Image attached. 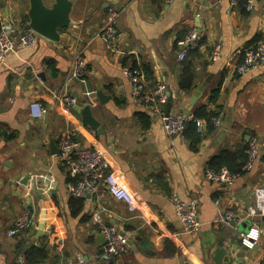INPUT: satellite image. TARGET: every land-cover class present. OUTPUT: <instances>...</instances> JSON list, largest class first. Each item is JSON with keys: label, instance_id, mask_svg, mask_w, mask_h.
Masks as SVG:
<instances>
[{"label": "crops", "instance_id": "1", "mask_svg": "<svg viewBox=\"0 0 264 264\" xmlns=\"http://www.w3.org/2000/svg\"><path fill=\"white\" fill-rule=\"evenodd\" d=\"M41 1L48 11L56 4ZM64 1L68 25L56 29V41L38 35L31 49L0 59V264H14L34 249L46 251L43 264H80L78 257L83 264H100L96 255L104 241L93 214L100 225L114 226L129 238L130 251L113 264H214L221 244L232 264H264V217L251 219L260 233L248 247L241 244L245 234L237 232L238 226L218 223L228 211L245 223L255 189L264 186V70L235 71L245 52L264 42V0H255L249 12L239 0L235 6L231 0H175L170 5L161 0ZM108 6L119 12L112 48L101 37ZM30 8V0H0V26L19 31L31 21ZM192 28L202 40L180 60L177 44ZM215 44L221 46V59L212 62ZM77 53L87 73L71 79ZM133 70L143 74L148 96L159 85L168 89L174 98L170 114H182L201 87L188 116L204 108L219 119V128L206 124L198 134L189 125L180 136H166L160 121L164 107L133 98L125 75ZM182 79L189 81L182 86ZM33 103L46 108L43 118H31ZM83 103L98 129L84 124L76 111ZM72 131L102 154L108 172L133 196L136 211L109 196L102 184L82 198L79 211L70 205L66 185L74 179L50 142L57 147L60 137ZM251 141L257 160L230 191L205 178L212 161L222 154L238 158ZM174 197L196 202L199 232L184 231ZM25 212L32 215L30 226L8 237Z\"/></svg>", "mask_w": 264, "mask_h": 264}, {"label": "built area", "instance_id": "2", "mask_svg": "<svg viewBox=\"0 0 264 264\" xmlns=\"http://www.w3.org/2000/svg\"><path fill=\"white\" fill-rule=\"evenodd\" d=\"M175 0H161L165 5H170ZM246 12L252 10L255 0H243ZM231 5H236V0H231ZM119 18L118 10L113 6L106 8L105 24L101 30V37L112 48L116 42L117 22ZM38 35L30 29L29 25H24L19 31L13 32L0 26V59L6 55L17 53L21 50L31 49ZM202 40V34L199 30L192 28L188 31L185 39L178 42L180 50L179 59L183 60L185 53L189 48H198ZM221 59V46L213 45L210 52V60L216 62ZM250 70H264V42L259 43L256 49L247 50L241 63L236 66L235 71L238 74H244ZM87 73L86 63L80 53L74 57L70 78H83ZM125 75L129 80L131 93L133 98L142 100L144 103L152 101L158 106H164L169 99V91L163 86L156 87L152 96H148L145 92V82L143 74L139 70L125 71ZM38 104L41 114L38 117L31 116V106ZM30 106L29 114L32 119L39 120L44 117L46 108L40 103H33ZM69 104H76L75 99H70ZM161 126L164 134L168 137L182 135L189 125H194L198 134H202L206 124H210L212 129H218L220 122L217 117L211 118L205 122L193 116H184L183 114L161 113ZM77 130V129H76ZM57 158L59 162L68 170L70 178L74 179L66 185V191L71 198L82 199L87 195L97 192L98 185L102 184L109 196L118 202H123L130 211H136L137 206L135 200L128 189L118 180V178L108 172V165L102 154L90 147H86L79 137L77 131L68 132L62 135L57 144ZM258 152L255 141L248 143L247 160L242 168L243 173L250 172L257 160ZM207 180L215 184L226 186L227 190H231L235 180L239 175L229 173L225 168L213 170L207 168L204 171ZM53 181L52 178H49ZM175 215L181 222L184 231L189 234H195L201 229V222L198 217V207L194 200L182 201L176 197L172 199ZM254 217H264V186L257 187L254 191V201L252 206L248 208L245 215V221L252 222ZM93 220L98 225L99 234L104 239V244L96 255V259L100 264H113L119 256L128 253L131 249L128 236L119 232L114 226L100 225V217L93 214ZM242 220L238 214L231 211L220 215L218 223L228 225H240ZM32 223V215L25 212L20 215L13 223V228L8 231V237H13L17 232L27 229ZM260 230L251 226L249 232L242 237L241 244L248 247L250 240L257 239ZM252 243V242H251ZM251 246V245H250ZM76 261L80 264L84 263L83 258L78 257ZM14 264H28L26 255L20 254Z\"/></svg>", "mask_w": 264, "mask_h": 264}, {"label": "water", "instance_id": "3", "mask_svg": "<svg viewBox=\"0 0 264 264\" xmlns=\"http://www.w3.org/2000/svg\"><path fill=\"white\" fill-rule=\"evenodd\" d=\"M30 3V29H32L37 35L56 41L58 39L56 29L58 27L68 25L69 8L67 3L64 0H56L55 6L50 11L45 9L41 0H30ZM201 90V87L196 88V90L189 97L186 105L181 109V112L184 116L189 114L191 108L199 98ZM173 99L174 98L172 96H169L167 103L163 106L166 115H169L171 112ZM76 111L81 114L84 124L88 125L92 129H98L99 123L92 118L90 110L85 103L82 104L81 108H76ZM50 149L53 154H56L58 151L56 144L52 140L50 142ZM21 184L24 186L26 184V180H23ZM231 226L235 227L236 225L231 224ZM237 226L238 227L236 230L239 234H247L250 227L252 226V223L250 221H245V223H241ZM39 228L41 230L42 222L39 224ZM212 260L214 264H232L233 257L231 253L228 252L226 248H224V245L221 244L217 249H215Z\"/></svg>", "mask_w": 264, "mask_h": 264}, {"label": "trees", "instance_id": "4", "mask_svg": "<svg viewBox=\"0 0 264 264\" xmlns=\"http://www.w3.org/2000/svg\"><path fill=\"white\" fill-rule=\"evenodd\" d=\"M239 7L244 10V1L239 0ZM26 25V22L24 23ZM187 81L186 79H182L181 85L184 86ZM215 98V95H214ZM210 101H213L212 99ZM195 118L203 119L206 122L211 118L215 117L213 114H208L205 112L204 108H201L198 112L194 114ZM193 126V125H192ZM248 147V146H247ZM247 160V149L245 152L240 154L238 158H233L227 154H222L220 157L212 161V167L209 169L219 170L225 168L229 173L234 175H242V168L245 165ZM70 205L78 206V211L81 209L82 199H70ZM27 258L28 264H43L44 259H46V251L44 249H34L31 252L25 254Z\"/></svg>", "mask_w": 264, "mask_h": 264}, {"label": "clouds", "instance_id": "5", "mask_svg": "<svg viewBox=\"0 0 264 264\" xmlns=\"http://www.w3.org/2000/svg\"><path fill=\"white\" fill-rule=\"evenodd\" d=\"M41 114V110L38 104H33L31 106V116L32 117H38Z\"/></svg>", "mask_w": 264, "mask_h": 264}]
</instances>
